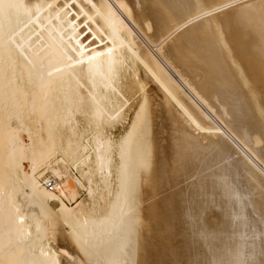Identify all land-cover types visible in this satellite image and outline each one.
<instances>
[{"label": "bare ground", "instance_id": "obj_1", "mask_svg": "<svg viewBox=\"0 0 264 264\" xmlns=\"http://www.w3.org/2000/svg\"><path fill=\"white\" fill-rule=\"evenodd\" d=\"M0 264H264V0H0Z\"/></svg>", "mask_w": 264, "mask_h": 264}, {"label": "built area", "instance_id": "obj_2", "mask_svg": "<svg viewBox=\"0 0 264 264\" xmlns=\"http://www.w3.org/2000/svg\"><path fill=\"white\" fill-rule=\"evenodd\" d=\"M53 182H54V179H51L50 181H48L47 185H48L49 187H51V186L53 185Z\"/></svg>", "mask_w": 264, "mask_h": 264}, {"label": "rangeland", "instance_id": "obj_3", "mask_svg": "<svg viewBox=\"0 0 264 264\" xmlns=\"http://www.w3.org/2000/svg\"><path fill=\"white\" fill-rule=\"evenodd\" d=\"M119 133H120V131L117 129V130L115 131V135H119Z\"/></svg>", "mask_w": 264, "mask_h": 264}]
</instances>
